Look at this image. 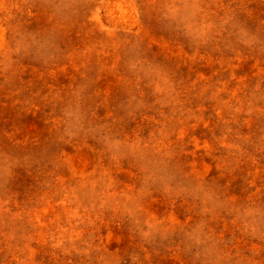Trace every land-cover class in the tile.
I'll list each match as a JSON object with an SVG mask.
<instances>
[{"label": "rangeland", "instance_id": "374dc122", "mask_svg": "<svg viewBox=\"0 0 264 264\" xmlns=\"http://www.w3.org/2000/svg\"><path fill=\"white\" fill-rule=\"evenodd\" d=\"M0 264H264V0H0Z\"/></svg>", "mask_w": 264, "mask_h": 264}]
</instances>
